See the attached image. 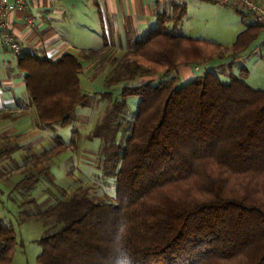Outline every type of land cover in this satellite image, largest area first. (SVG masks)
<instances>
[{
    "label": "trees",
    "instance_id": "trees-1",
    "mask_svg": "<svg viewBox=\"0 0 264 264\" xmlns=\"http://www.w3.org/2000/svg\"><path fill=\"white\" fill-rule=\"evenodd\" d=\"M173 9L158 14L155 27L132 48L145 61L163 62L162 70L152 72L124 54L105 79L107 88L163 77L125 86L92 129L103 166L114 175L113 200L77 191L47 208L20 212L21 220L49 225L38 239L37 264H264V89L246 82L245 66L227 81L211 70L183 83L177 75L179 66L238 58L264 33V24H247L224 46L168 29V21L176 24L186 12L184 5ZM161 41L163 47L146 58V49ZM179 48L184 59L174 58ZM102 53L18 57L39 125L71 123L90 97L79 80L83 63ZM128 96L139 97L132 118ZM15 245L14 228L0 219V264L11 263Z\"/></svg>",
    "mask_w": 264,
    "mask_h": 264
},
{
    "label": "rangeland",
    "instance_id": "rangeland-1",
    "mask_svg": "<svg viewBox=\"0 0 264 264\" xmlns=\"http://www.w3.org/2000/svg\"><path fill=\"white\" fill-rule=\"evenodd\" d=\"M92 1V0H91ZM186 14L180 22H167V27L178 34L191 36L202 40L229 46L235 35L250 21L246 11L241 13L229 4H220L214 0H183ZM122 2V13L132 11ZM180 0H144L142 7L137 10L140 17L145 14V8L151 13L170 15L173 4ZM246 15V16H245ZM82 15V19H84ZM136 20V19H135ZM140 19H138L139 21ZM81 21V20H80ZM97 19L94 18L96 23ZM91 19L89 27L91 26ZM84 25L67 27L69 34L80 42V48L73 49L82 56L86 48H92L97 34L86 29ZM128 27H131L129 22ZM109 28L104 25L102 33L108 37ZM101 34V33H100ZM99 34V35H100ZM144 36V35H143ZM142 36V37H143ZM264 33H261L252 45L243 52V61L223 63V60L203 64L194 72L200 75L206 70L216 72L221 81H227L231 74H237L238 68L245 65L248 68L246 82L253 88L264 89ZM163 47V43L146 49V58H153L155 49ZM132 48L125 51H104L97 60L87 64L80 75V82L84 92L89 94L87 104L78 105L72 115L71 123L66 127L59 125L32 124L20 136H4L0 134V219L5 225L14 228L16 245L10 264H37L36 256L41 251L39 237L49 230V225L43 219H20V212L24 209L36 210L47 208L58 200L69 197L72 193L86 192L95 199L111 201L115 196L114 175L111 169L103 166L99 147V138L91 137L92 129L104 115L106 107L112 100L120 99V93L125 86H135V82L119 83L111 87L105 86V79L110 75L116 60L127 55L126 59L139 61L152 72L159 73L163 62H148L132 53ZM176 50V49H175ZM151 54L153 56H151ZM174 58L184 59V53L177 49ZM104 65H100V64ZM222 63V64H221ZM224 64V65H223ZM163 77H158L152 84H156ZM181 83V81H180ZM126 90V89H125ZM128 90V89H127ZM105 91H110L106 97ZM139 97L128 96L125 99L126 115L132 118ZM1 133V132H0ZM125 133V132H124ZM123 133V134H124ZM118 134V138L120 135ZM40 170L44 173L21 188H14L20 179L27 175H36Z\"/></svg>",
    "mask_w": 264,
    "mask_h": 264
},
{
    "label": "crops",
    "instance_id": "crops-1",
    "mask_svg": "<svg viewBox=\"0 0 264 264\" xmlns=\"http://www.w3.org/2000/svg\"><path fill=\"white\" fill-rule=\"evenodd\" d=\"M143 3L144 0H126L125 4L132 11L131 20L128 18L129 14L125 15L121 12L123 9L121 0H24L21 7L11 9L7 14L9 29L6 30L0 26V134L3 133L7 137L20 136L24 130H28L32 124L37 123L36 112L30 103L25 87L24 73L17 66L18 57L23 52L50 60H55L63 53L77 55L73 49L80 48V42L74 39L73 34L70 36L69 30L66 29L68 26L84 25L81 21L86 22V29L98 36L93 46H90L92 48H86L85 51L102 49L103 55L104 51L128 50L136 42L143 40L148 31L155 27L157 15L160 14L151 13L145 8V14L140 17L137 10L142 7ZM173 5L185 6V2L180 0L179 3L175 2ZM173 12L172 8L171 14ZM248 17L250 21L247 24L255 21L251 15ZM94 18L97 19L96 23L93 22ZM90 19L92 22L89 27ZM129 22L131 27H128ZM104 25L110 29L108 37L102 33ZM6 31L14 37L18 44L17 49H11L4 40L3 35ZM262 48H264V41H262ZM242 54L234 60L226 57L223 63L240 61L243 59ZM100 57L83 63L82 72L85 71L87 64L97 62ZM199 69L200 66L195 64L179 66L177 75L183 83L197 76L194 72ZM157 75L134 79L132 82L137 85L148 80L154 81L158 79Z\"/></svg>",
    "mask_w": 264,
    "mask_h": 264
},
{
    "label": "built area",
    "instance_id": "built-area-1",
    "mask_svg": "<svg viewBox=\"0 0 264 264\" xmlns=\"http://www.w3.org/2000/svg\"><path fill=\"white\" fill-rule=\"evenodd\" d=\"M216 2L222 5L229 4L242 11H246L255 21L264 24V3L258 0H216ZM23 4L24 0H0V26L8 30L9 22L7 14L11 9L21 7ZM3 38L11 49L18 48L17 42L9 31L4 33Z\"/></svg>",
    "mask_w": 264,
    "mask_h": 264
}]
</instances>
